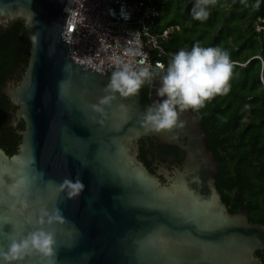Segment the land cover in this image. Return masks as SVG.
Returning a JSON list of instances; mask_svg holds the SVG:
<instances>
[{
    "label": "water",
    "instance_id": "water-1",
    "mask_svg": "<svg viewBox=\"0 0 264 264\" xmlns=\"http://www.w3.org/2000/svg\"><path fill=\"white\" fill-rule=\"evenodd\" d=\"M66 3L0 0V26L21 19L31 43L21 78L3 91L17 106L12 125L23 121L24 129L14 154L0 147V247L10 242L12 221L30 230L24 216L58 202L66 220L46 225L56 235L57 264H263L256 252L264 250V225L223 201L219 161L195 111L181 112L183 127L146 130L140 120L149 104L140 91L117 93L106 115L93 108L113 66L102 72L71 58ZM159 83H150L152 92ZM147 138L180 148L182 162L152 172L139 157ZM68 176L86 185L71 199L49 184ZM158 229L169 234L154 254L145 242ZM18 264L46 261L35 255Z\"/></svg>",
    "mask_w": 264,
    "mask_h": 264
},
{
    "label": "trees",
    "instance_id": "trees-1",
    "mask_svg": "<svg viewBox=\"0 0 264 264\" xmlns=\"http://www.w3.org/2000/svg\"><path fill=\"white\" fill-rule=\"evenodd\" d=\"M155 1L161 13V28L174 26L164 43L167 54L159 57L165 64L172 53L184 47L190 49L196 42L219 46L230 54L233 61L230 90L215 95L199 109H188L198 114L209 147L218 158L220 191L225 186H238L241 173L254 177L258 161L264 162V32L255 29L257 18L264 17V0H212L206 20L193 18L195 0ZM10 25L7 30L0 26V84L15 62L27 63L30 54L31 43L24 22L11 21ZM152 56L157 58V52L152 51ZM149 86L150 83H145L142 88L148 92ZM2 113L0 102V126L4 124ZM12 137L13 140L0 133V147L9 155L16 152L20 139L15 134ZM159 146L177 164L182 162L184 152L180 148ZM146 153L142 146L139 157L149 164Z\"/></svg>",
    "mask_w": 264,
    "mask_h": 264
},
{
    "label": "clouds",
    "instance_id": "clouds-1",
    "mask_svg": "<svg viewBox=\"0 0 264 264\" xmlns=\"http://www.w3.org/2000/svg\"><path fill=\"white\" fill-rule=\"evenodd\" d=\"M212 0H195L191 14L193 18L206 20L210 15L209 4ZM67 10V7H66ZM113 15L115 9L109 10ZM122 16L130 17L123 6ZM131 43V42H129ZM140 49L126 47L123 54L110 57L113 70L106 86V94L93 104L100 113H106V105H111L116 94L128 97L138 94L145 83L159 78L156 94L161 99L153 101L144 111L140 123L146 130H163L183 127L181 112L188 108L199 109L205 102L217 94H226L230 90V77L233 61L227 50L219 46H203L196 42L189 48H180L170 55L167 64L156 61L155 65L144 60L134 62L125 57L140 55ZM55 184L57 193L64 192L67 198H75L86 188L82 179L65 177ZM24 208H30V202L23 201ZM66 217L59 203L47 204L24 216L25 225H35L30 230L16 228L10 232V242L0 247V264H18L30 256L39 255L46 264H57L56 235L46 225L64 222Z\"/></svg>",
    "mask_w": 264,
    "mask_h": 264
},
{
    "label": "built area",
    "instance_id": "built-area-1",
    "mask_svg": "<svg viewBox=\"0 0 264 264\" xmlns=\"http://www.w3.org/2000/svg\"><path fill=\"white\" fill-rule=\"evenodd\" d=\"M122 6L130 17L122 16ZM69 9L64 38L73 60L106 72L110 57L123 54L126 47L139 48L141 54L125 59L155 65L167 54L164 43L174 26L161 28L162 18L155 0H67ZM115 9L113 15L109 10ZM255 29L264 32V17H258ZM131 42V43H129ZM156 51L157 58H153Z\"/></svg>",
    "mask_w": 264,
    "mask_h": 264
},
{
    "label": "flooded vegetation",
    "instance_id": "flooded-vegetation-1",
    "mask_svg": "<svg viewBox=\"0 0 264 264\" xmlns=\"http://www.w3.org/2000/svg\"><path fill=\"white\" fill-rule=\"evenodd\" d=\"M16 20L21 19L10 20L8 22V26L3 27L6 30L11 28L10 22ZM27 64L28 62L25 63L21 60L15 62L13 68L8 70L4 81L0 84V94L2 96L0 98V102L2 103V118L4 120V124L0 126V133L5 137L12 138V140V134H15L20 137L19 142L21 140L19 131L24 129V122L21 121L16 126L12 125V119L14 118L13 112L17 109V106L10 101L8 96L3 91L7 88L8 82L10 80L18 81L21 78V75L24 72ZM139 91L141 93L142 103L144 101L143 104L150 105L153 102V99H161V97L157 96L156 91H151V86H149L148 92L142 87ZM14 139H16V137H14ZM160 144L162 143L154 138L142 139L140 141V148L143 146L147 151L146 154L149 164H145L152 172H155L158 166L163 163H168L169 166L177 164L175 158H173L172 155L166 154L162 151L159 146ZM257 164V171L255 172L254 177L246 173H241L238 176V186H225L223 192L220 191L219 187L218 189L221 192L222 199L224 202H226L230 212L246 211L251 223L264 225V162L262 163L258 161ZM216 183L218 186V176ZM256 256L264 264V250H258L256 252Z\"/></svg>",
    "mask_w": 264,
    "mask_h": 264
},
{
    "label": "snow or ice",
    "instance_id": "snow-or-ice-1",
    "mask_svg": "<svg viewBox=\"0 0 264 264\" xmlns=\"http://www.w3.org/2000/svg\"><path fill=\"white\" fill-rule=\"evenodd\" d=\"M12 224L14 225V229L19 226L15 221H12ZM4 226L5 225H0V231L3 230ZM168 234L169 233L166 229H158L157 232L145 242V246L148 247L154 254H158L160 251L158 245L162 240V236Z\"/></svg>",
    "mask_w": 264,
    "mask_h": 264
}]
</instances>
